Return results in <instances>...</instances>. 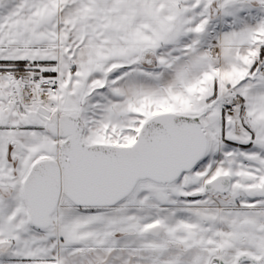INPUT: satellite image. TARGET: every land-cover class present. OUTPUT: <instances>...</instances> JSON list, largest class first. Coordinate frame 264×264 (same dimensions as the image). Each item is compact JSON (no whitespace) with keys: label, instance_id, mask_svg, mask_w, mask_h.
Wrapping results in <instances>:
<instances>
[{"label":"snow or ice","instance_id":"1","mask_svg":"<svg viewBox=\"0 0 264 264\" xmlns=\"http://www.w3.org/2000/svg\"><path fill=\"white\" fill-rule=\"evenodd\" d=\"M0 264H264V0H0Z\"/></svg>","mask_w":264,"mask_h":264}]
</instances>
